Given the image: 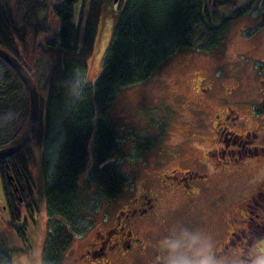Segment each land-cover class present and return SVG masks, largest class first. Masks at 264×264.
Returning a JSON list of instances; mask_svg holds the SVG:
<instances>
[{
  "label": "trees",
  "instance_id": "obj_1",
  "mask_svg": "<svg viewBox=\"0 0 264 264\" xmlns=\"http://www.w3.org/2000/svg\"><path fill=\"white\" fill-rule=\"evenodd\" d=\"M235 1L119 0L116 4L119 18L102 70L94 82L81 84L63 120L65 141L53 174L50 176L52 165L47 158L40 169L46 180L43 194L49 228L41 264H65L73 243L98 222L100 198L108 202L123 196L130 182L121 166L127 159L125 143L136 145L138 152L153 150L150 138H133V126H128L126 133L120 131L119 119L112 112L119 91L148 81L182 50L212 49L220 42L227 22L249 10L247 5L231 17L222 16ZM105 4L115 5L114 0H0V48L28 70L41 102L40 122L31 142L16 155L0 159L9 226L25 243L26 225L17 223L23 217L22 208L28 207L29 216L35 209L31 145L46 144L53 131L52 117L61 111L76 75L87 76ZM49 10L59 23L55 31L48 24ZM30 41L36 53L31 59L27 50ZM262 75L264 78V68ZM256 112L264 118V100ZM29 114L25 83L0 57V150L21 135ZM11 263V250L1 244L0 264Z\"/></svg>",
  "mask_w": 264,
  "mask_h": 264
},
{
  "label": "rangeland",
  "instance_id": "obj_2",
  "mask_svg": "<svg viewBox=\"0 0 264 264\" xmlns=\"http://www.w3.org/2000/svg\"><path fill=\"white\" fill-rule=\"evenodd\" d=\"M233 4L226 7L221 15L231 17L236 10L247 5L249 10L227 22L220 42L210 49L212 51L197 47L182 50L164 62L160 71L148 81L119 91L112 112L119 119L120 131L126 133L128 126H133V138L136 141L150 138L154 147L150 151L138 152L134 149L136 145L125 143L127 159L121 162V166L130 179L124 192L129 189L117 200V205L113 203L116 201L111 202V207L106 206L107 199L100 198L96 210L103 216L108 207V213L113 214L116 207L134 197L135 187L143 188L146 181V185H149L154 180L150 175L158 170V163H163L159 165L163 168L179 171L188 167L202 170L208 174L203 179L206 187L197 193L196 198L183 201L177 209L172 208L173 203L170 204L172 210L168 218L170 224L174 222L193 233L191 249L196 253L209 250L218 239L227 236L231 228L224 223L225 218L228 214H237L239 218L240 202L264 179V118L256 112V106L264 100V0H236ZM49 11L48 24L55 31L59 23ZM118 18L117 5L103 6L87 76L81 73L76 75L73 90L66 97L61 111L52 117L53 131L50 138L47 137L46 144L41 146L34 142L31 145L35 156L31 166L36 183L33 191L35 209L29 216L26 212L28 207L22 208V214L26 217L23 216L17 223L26 225V243L17 230L9 226L10 214L5 208L3 183L0 181V245L11 250V264L42 262L49 228L43 194L46 180L40 169L47 158L52 165L50 176L53 174L59 150L65 141L63 120L71 110L81 84L86 80L94 82L100 74ZM30 42L27 50L31 59V55L33 57L36 53ZM227 107L233 109L232 116L239 117L236 124H228L229 128L237 133H243L246 129L255 130L258 137L254 138V143L262 147V151L255 152L253 158L251 154H246L249 151L247 148L243 153L244 159H240L236 165L229 162L216 166L215 158L211 157L214 164L213 161L209 163L211 160L208 161L204 152L219 139L214 124L217 116L220 117ZM195 153L201 156V161L206 159L202 165L195 162ZM186 183L194 185L193 181ZM178 193L183 191L176 190L174 195ZM89 235L84 236V239H88L85 242L79 237L73 243L65 264H74V258L88 241H92Z\"/></svg>",
  "mask_w": 264,
  "mask_h": 264
},
{
  "label": "flooded vegetation",
  "instance_id": "obj_3",
  "mask_svg": "<svg viewBox=\"0 0 264 264\" xmlns=\"http://www.w3.org/2000/svg\"><path fill=\"white\" fill-rule=\"evenodd\" d=\"M233 113V109L227 107L220 117L217 116L214 125L219 139L204 152L208 161L211 160L209 163L214 156L219 162L216 161V166L229 162L236 165L244 159L243 153L247 148L246 154H251V157L258 150L262 151V147L254 143V138L258 137L255 130L237 133L229 128L228 124H236L239 118L232 116ZM194 157L197 164L202 165L206 161H201L198 154ZM159 165L163 163H158V170L150 175L154 180L148 181L149 185L146 181L143 188L135 187L134 197L116 207L113 214L107 210L110 204L117 205L118 199L106 203L105 214L98 217L95 228L88 233L92 241H88L74 258V264H174L182 257L189 261L197 258L196 250L191 249L193 233L174 222L170 224L168 218L172 208L177 209L183 201L196 198L197 193L202 192L206 187L203 179L208 174L195 167L179 171ZM188 181H193L194 185L187 184ZM179 189L183 193L174 195ZM239 209V218L237 214H228L225 218L224 223L231 228L227 236L205 250L211 252L217 264H250L257 246L264 244V179L240 202Z\"/></svg>",
  "mask_w": 264,
  "mask_h": 264
},
{
  "label": "water",
  "instance_id": "obj_4",
  "mask_svg": "<svg viewBox=\"0 0 264 264\" xmlns=\"http://www.w3.org/2000/svg\"><path fill=\"white\" fill-rule=\"evenodd\" d=\"M118 2L119 0H114L115 4ZM0 57L17 72L25 83L30 97V114L26 128L13 143L0 150V159H6L19 153L32 140L40 122L41 102L36 83L20 61L3 48H0Z\"/></svg>",
  "mask_w": 264,
  "mask_h": 264
},
{
  "label": "clouds",
  "instance_id": "obj_5",
  "mask_svg": "<svg viewBox=\"0 0 264 264\" xmlns=\"http://www.w3.org/2000/svg\"><path fill=\"white\" fill-rule=\"evenodd\" d=\"M196 257V259L191 261L182 257L174 261V264H217L211 252L200 250L196 253ZM250 264H264V244L257 246L256 255L250 260Z\"/></svg>",
  "mask_w": 264,
  "mask_h": 264
}]
</instances>
